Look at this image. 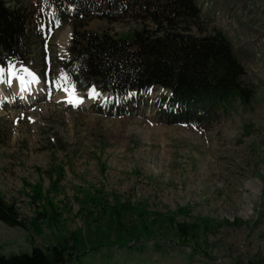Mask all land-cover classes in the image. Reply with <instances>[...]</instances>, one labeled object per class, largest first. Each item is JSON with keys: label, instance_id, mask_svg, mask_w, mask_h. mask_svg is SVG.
I'll return each mask as SVG.
<instances>
[{"label": "rangeland", "instance_id": "1", "mask_svg": "<svg viewBox=\"0 0 264 264\" xmlns=\"http://www.w3.org/2000/svg\"><path fill=\"white\" fill-rule=\"evenodd\" d=\"M4 1L28 15L25 75L37 77L40 88L23 100L12 89L10 69L0 68V192L27 225L0 222V255L46 251L75 233L82 264L264 261V0H194L200 14L191 34L224 36L254 87L248 106L232 102L227 115L205 127L161 122L160 101L170 92L159 87L129 94L126 114L105 116L97 91L90 96L94 89L57 85L71 27L50 21L52 6L45 0ZM85 29L129 38L155 24L135 12L114 23L88 20ZM75 91L85 100L80 108L62 102L63 93ZM113 208L121 213L120 227ZM153 213L173 215L175 223L205 219L208 227L181 244ZM34 219L40 233L31 226ZM147 224L150 234H144ZM138 239L141 250L129 251ZM156 241L163 251L152 248Z\"/></svg>", "mask_w": 264, "mask_h": 264}, {"label": "trees", "instance_id": "2", "mask_svg": "<svg viewBox=\"0 0 264 264\" xmlns=\"http://www.w3.org/2000/svg\"><path fill=\"white\" fill-rule=\"evenodd\" d=\"M45 1L52 6L50 21L59 25L64 22L71 27L69 57L62 61L63 73L57 85L76 91L94 87L98 92L97 106L107 117L126 114L132 101L128 95H144L153 87L170 92V96L160 101L159 111L161 122L167 125L209 126L229 113L232 102L244 107L254 97V87L244 80L245 72L228 40L220 33L191 34L200 14L194 0ZM135 12L144 13L155 24V29L135 31L129 38L85 29L88 20L114 23ZM28 25L25 11L15 10L0 0V68L28 64ZM38 35L36 32L35 36ZM40 191V186L34 188L35 198H39ZM180 212H186V208ZM112 213L120 227V211L113 208ZM153 215L173 228L181 244L194 242L200 230L208 227L205 219L195 225L175 223L173 215ZM0 222L27 229L15 204L7 202L1 192ZM37 224L34 219L31 226L40 233ZM143 229L144 234L151 233L149 224L143 225ZM135 241L136 246H127L129 251L141 250L140 239ZM77 243L78 237L72 233L69 239L46 251L32 247L30 253L0 255V264H82L84 254L75 251ZM152 248L164 249L158 241ZM196 251L201 250L196 248ZM256 264H264V261L257 260Z\"/></svg>", "mask_w": 264, "mask_h": 264}, {"label": "bare ground", "instance_id": "3", "mask_svg": "<svg viewBox=\"0 0 264 264\" xmlns=\"http://www.w3.org/2000/svg\"><path fill=\"white\" fill-rule=\"evenodd\" d=\"M70 37V30L66 31L63 34L61 41V46H65L67 43V39H69ZM70 40V39H69ZM69 44V43H68ZM25 73L30 74L28 71V68L25 66H18V67H13L10 69V71L8 72V77L11 80V84H12V89L18 94V96L27 101V98L29 96V94H27V92H31L32 95H36L39 92V80L36 77L35 79H30L27 78V76L25 75ZM33 75V74H32ZM89 90H93V89H89ZM89 90L85 91L88 92ZM0 93L4 94V91L0 89ZM72 91V90H71ZM74 92V91H73ZM73 92H69L68 93H63V97H65V99H63L62 102H65L68 105H71L73 107H81V105H84L85 100H83L81 98V94L79 93H73ZM95 90L94 91H90V96L93 99L95 94ZM84 92H82L83 94ZM74 109V108H73Z\"/></svg>", "mask_w": 264, "mask_h": 264}]
</instances>
